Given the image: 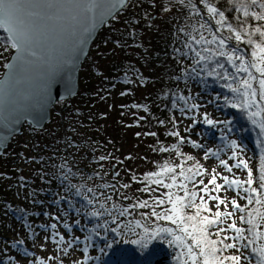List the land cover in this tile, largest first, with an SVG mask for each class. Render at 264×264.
<instances>
[{
	"label": "trees",
	"instance_id": "1",
	"mask_svg": "<svg viewBox=\"0 0 264 264\" xmlns=\"http://www.w3.org/2000/svg\"><path fill=\"white\" fill-rule=\"evenodd\" d=\"M234 2L211 0L213 6L225 12L234 26L246 19L251 25L264 24L244 18L235 10ZM174 3L176 7L173 10L170 7L163 10L169 16L161 24H154L151 18L146 19L152 7L151 0H129L126 8L99 32L93 43L80 72L78 94L56 104L51 120L43 129L25 124L19 134L26 135L25 142L17 144V135L10 147L0 154V158L8 157L6 168L9 171L8 174H0V264H9L13 259L8 248L25 257L44 258L36 254L34 244L37 231L42 226L40 219H48L53 210L61 211L64 222L70 225L69 229L80 228V232L87 234L97 249L104 247L105 237L111 240L113 235L103 231L99 237L95 235L92 229L97 219L84 214L83 197L76 196L75 190H69L67 185H83L84 193L89 196L92 195L87 192L89 188L97 194L104 191L113 195L115 200L117 197L112 188L99 187L105 183L114 184L119 191L120 202H134L136 199L127 188L122 187L129 185L133 177L141 180L144 175H134L126 165L134 158L131 154L133 150L128 151L131 141L127 139V134L132 128L131 122L138 129L156 133L155 136L148 133L146 137L153 138L160 147L171 148L177 139L170 136V132L179 131L185 137L176 116L193 117V111L185 116L178 110L184 107L183 101L177 100L176 108H173L172 102L183 95L189 98V104L193 103L198 95L192 93L194 89L212 100L224 121L230 122L226 128L234 130L240 139H249L253 143V152L261 161L264 132L258 124L251 123L247 111L224 103L223 96L232 95L224 87L225 81L203 74L191 78L183 75L181 69L187 68L192 61L190 56L185 58L181 55L188 49L184 46L186 37L180 29L190 31L198 21L203 22L201 16L192 12L190 4H196L205 19L207 10L200 0H184L183 3L174 0ZM223 35L229 36L230 33L224 29ZM253 38L260 40L258 34ZM0 42L1 52L6 56L12 48L3 29H0ZM228 46H236V41L233 39ZM239 47L251 49L246 43H241ZM177 49L181 51L177 52ZM9 57L6 56V60ZM0 58L3 56L0 55ZM229 70L234 71L230 67ZM141 90L144 93L136 97ZM111 117L115 121L113 126L110 125ZM256 119L259 120V117ZM139 134L138 138L144 137L142 132ZM180 147L184 153L192 155L185 150L184 144ZM162 154L164 161L179 162L173 152ZM100 157L105 159L100 160ZM22 161L27 164L26 168L19 167ZM111 164L120 168L119 175H114L115 171L109 168ZM69 169L68 180H62ZM255 180L259 181V168ZM124 196L130 199L124 201ZM76 221L83 225H78ZM14 224L20 225L17 226L20 231L12 236ZM136 238L131 234L117 237L118 242L102 253L105 264H181L178 249L165 240H154L146 249H141L129 242ZM231 253H234L233 250L226 254Z\"/></svg>",
	"mask_w": 264,
	"mask_h": 264
},
{
	"label": "snow or ice",
	"instance_id": "2",
	"mask_svg": "<svg viewBox=\"0 0 264 264\" xmlns=\"http://www.w3.org/2000/svg\"><path fill=\"white\" fill-rule=\"evenodd\" d=\"M180 2L183 3L184 0ZM200 2L206 7L207 18H204L196 4H190L192 12L201 16L203 22L198 21L190 31L180 29L186 37L184 46L188 49L181 55L185 58L190 56L192 61L181 71L188 78L203 74L224 80V87L232 94L223 96L224 103L232 108L247 111L251 123L258 124L264 132V24L251 25L246 19L238 26H234L228 21L225 12L213 6L211 0H200ZM124 3L125 0H115V2L113 0H0V29L8 33L9 46L15 50L14 59L17 61L5 65L9 71L4 83H0V106L3 105L4 86L13 72L18 70L20 63L24 62L27 56L37 55L34 47L41 39V35L36 20L45 16L52 18L59 17L64 12H74L73 19H77L82 14L93 18L99 16L101 21L105 22L104 17L114 19L118 7H122ZM236 4H239V7H236ZM66 5L70 7H65ZM234 8L242 13L244 18L264 22V0H235ZM224 29L230 33L229 36L223 35ZM85 31H90V28H86ZM256 34L260 37L259 41L253 38ZM233 39L236 41V46L229 47ZM241 43L250 45V51L241 49L239 47ZM180 51L177 49V52ZM229 67L234 71H230ZM177 100L184 102V107L178 110L185 116L188 112L201 107L196 103L189 104V98L180 95L173 100V108L177 107ZM133 107L138 106L133 105ZM257 117L259 120L256 119ZM204 120L210 126L230 123L210 119L207 114ZM173 122L175 123L174 120ZM160 123L163 124L164 121ZM149 135L155 136L156 133ZM169 135L176 137L177 142L171 148L162 146L158 151L173 152L179 158V162L165 160L158 165L157 170L145 173L143 179L137 180L133 177V180L143 184L138 191L147 194L146 199H136L132 203L124 204L120 202L119 191L114 184L105 183L99 187L112 188L117 197L115 200L113 195H108L104 191L97 194L89 188L87 192L92 193L89 196L84 193L83 185L79 187L71 183L67 185L69 190H75L76 196L83 197L84 214L97 219L98 222L92 229L95 235L99 237L101 231L113 235L111 240L105 237L104 247L99 251L106 252L118 242L117 237L131 234L137 238L129 242L138 245L141 249H146L154 240H165L170 246L178 249V260L181 264H241L242 259L250 260L251 254L258 256L256 264H264V154L261 155L257 182L254 179L253 169L238 151H232L229 157L233 161L232 164H229L228 159L218 160L219 166L228 174L215 168L209 172L200 161L184 153L180 147L186 142L192 143L197 148H202V145L197 144L196 141H186L179 131H172ZM230 147H238L236 141H232ZM210 156H218V153L210 149L205 151L204 158L208 159ZM104 159L105 157H100V160ZM190 161L193 163L188 164ZM234 169H242L246 173V179L236 176ZM70 172L69 169L62 180H68ZM114 175L119 173L116 172ZM122 187L128 188L129 185L124 184ZM161 188L164 191H160ZM229 190L237 192V195L242 192L240 198L245 203L241 204L236 196L229 199L226 195L223 197L220 195L222 191ZM129 199L127 196L123 197L124 201ZM145 209L146 211H141ZM237 213H240L239 224ZM55 219L60 220L59 217ZM62 226L65 229L70 228L66 222ZM49 227L53 231L50 236L44 237V240L57 245L58 251L67 253L68 248L74 247L73 241L80 239L73 237L72 240L66 241L65 236L56 231L58 228L56 223ZM229 232L232 234L228 235ZM84 239L88 241L89 237ZM63 244H67V248H61ZM90 247L91 245L86 244L82 250L83 259L74 264H88L90 260L95 259L88 255ZM233 249L234 253L226 254ZM242 250H250V254L245 255ZM54 259L56 257L52 256L40 258L33 261V264H51ZM60 264H63L62 260Z\"/></svg>",
	"mask_w": 264,
	"mask_h": 264
},
{
	"label": "rangeland",
	"instance_id": "3",
	"mask_svg": "<svg viewBox=\"0 0 264 264\" xmlns=\"http://www.w3.org/2000/svg\"><path fill=\"white\" fill-rule=\"evenodd\" d=\"M142 1V0H140ZM152 7L150 11L146 14L147 18L154 22V24H161L162 20L166 19L167 16H169V13H163V10L170 7L172 10L176 7V4L174 3V0H151ZM1 42H0V55L3 56V58H0V78L5 70V63L8 61L14 52V49H9L7 51L6 56H9V59L6 60V56L1 52ZM5 57V58H4ZM144 93V90L139 91L136 93V97H140L141 94ZM193 94H198L195 96V99H193V103H196L198 105H201L197 110H193V117L184 118V117H177V124H179L181 132L185 135L186 141H196L197 144L202 145V148L195 147L192 143L186 142L184 143L185 150L191 153L193 156L197 157L201 164L204 165L205 168L209 170V172L215 168L217 171L225 172L223 168L219 166L218 160L219 159H228L229 164H232L233 161L229 159L231 156L232 151H238L241 156L246 159L249 163V166L253 169L254 179L256 178V170L259 168L258 164H260V158H258L254 152H253V143L247 139L243 140L240 139L237 136V133L232 130L231 128H226V124H217L210 126L208 125L205 120L204 116L205 114L208 115V118L216 120V121H224V117L221 115L220 111L216 108V105L213 104L212 100L207 97L204 94H200L199 91L196 89L192 90ZM115 123L114 118H110V125L113 126ZM134 123L131 122L132 128L129 130L130 133L127 134V139H130L131 143L128 144V148L130 151L133 150V162L129 163L127 162L126 165L131 170V173H134V175L142 176V174L155 171L157 170V167L159 164L164 162V157L162 152L158 151L160 148L159 145H157L156 141L150 138H147L146 135L149 133L147 130L137 128L133 126ZM114 128V127H112ZM187 129V130H186ZM137 131L139 133L142 132L144 134V137L142 138L136 134ZM26 140V135H19L17 138V144L24 143ZM236 141V144L238 147L232 148L230 147L231 142ZM212 150V152H217L218 156H210L208 159L204 158V153L207 150ZM8 162V157L4 156L0 158V174H8L9 171L6 168ZM20 166L22 168H26L27 164L22 162H19ZM110 169L114 170L116 172H120V168H117L116 165H110ZM114 168V169H113ZM236 176L246 179V173L241 170L234 169ZM121 173V172H120ZM225 174H228L225 172ZM205 182H207V177H205ZM258 182V181H257ZM255 186V185H254ZM143 187V184L137 183L136 180L130 181L129 187L127 188V191L135 198V199H146L147 194L138 191V189H141ZM155 187V185H153ZM160 191H164V189H160ZM158 194V193H157ZM220 195L227 196L229 199H231L233 196H236L237 199L241 204H244L245 201L241 199L240 197L243 195L241 192L239 195H237V192L229 190L227 192H221ZM215 202H213L214 204ZM229 209H231V205H229ZM215 210V209H213ZM221 210H223V206H221ZM146 211V209L144 210ZM59 210H53V212L50 213V217L48 219L41 218L40 222L42 226L38 229V235L36 238V242L34 244V249L36 254L42 255L44 258L52 256L56 257L53 261H51L52 264H60V261H63V264H74L76 261H80L83 259L82 256V250L87 245H91L89 248L88 255L95 257V259L90 260L88 264H105V259L103 257V254L97 249V246L93 244L92 242L85 241L84 237H87L88 235L85 233L80 232V228L76 230V228L71 229H65L62 225L64 223V215L60 213ZM53 215L55 217H59L60 220L57 221L56 219L53 220ZM240 213H237V223L239 224V217ZM137 218V217H136ZM53 220V221H52ZM18 223V222H17ZM16 223V224H17ZM56 223L58 225V228L56 231L60 232L65 236V240H72L73 237H79V240L73 241L74 247L68 248L67 253L64 251H58L57 245L53 244L52 242H45L44 237L50 236L52 233V229L49 227L51 224ZM14 224V229L12 231V236L15 235L18 231L17 226ZM19 224V223H18ZM78 225H83L82 223H79ZM82 229H85L82 227ZM228 235H231L232 233H227ZM259 243V242H258ZM61 248H67V244H63L60 246ZM10 253V257L13 259L9 262V264H33V261L38 260L35 257H25L22 254H17L12 251V249H7ZM244 251L245 255L250 254V250H242ZM233 252L235 250L233 249ZM239 254V253H236ZM258 257L256 254H251L250 260H241V264H256L257 259L255 257Z\"/></svg>",
	"mask_w": 264,
	"mask_h": 264
},
{
	"label": "water",
	"instance_id": "4",
	"mask_svg": "<svg viewBox=\"0 0 264 264\" xmlns=\"http://www.w3.org/2000/svg\"><path fill=\"white\" fill-rule=\"evenodd\" d=\"M128 2L125 0L114 15L125 9ZM74 15V12H64L59 17L45 16L36 20L41 35L34 47L37 55L27 56L4 86L0 106V154L10 147L25 124L43 129L51 120L55 105L78 94L82 66L99 32L113 18L104 17L105 22H102L99 16L81 14L73 19ZM86 28L90 31H85ZM4 32L8 37L6 30ZM15 55L14 50L7 63H17ZM8 71L5 67L0 83H4Z\"/></svg>",
	"mask_w": 264,
	"mask_h": 264
}]
</instances>
